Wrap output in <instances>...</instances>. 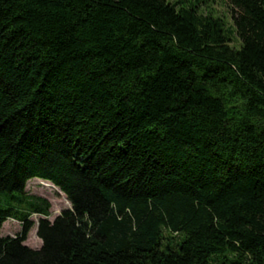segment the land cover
<instances>
[{"label":"trees","instance_id":"16d2710c","mask_svg":"<svg viewBox=\"0 0 264 264\" xmlns=\"http://www.w3.org/2000/svg\"><path fill=\"white\" fill-rule=\"evenodd\" d=\"M209 1L0 0V264H264V0Z\"/></svg>","mask_w":264,"mask_h":264},{"label":"rangeland","instance_id":"374dc122","mask_svg":"<svg viewBox=\"0 0 264 264\" xmlns=\"http://www.w3.org/2000/svg\"><path fill=\"white\" fill-rule=\"evenodd\" d=\"M173 2L175 0H169ZM184 2L190 0H182ZM199 12L203 14H212L214 17L221 18L228 27L232 25L231 8L221 0H210L205 4L199 6ZM238 42L236 36H233V46H237ZM38 178H32L27 181L25 192L30 195L42 197L50 203L48 220L52 221L62 210L69 209L70 204L65 198V195L60 192L58 188H54L51 184L39 182ZM0 205L6 206V203L0 201ZM43 218L41 215L32 214L30 220L33 221V226L30 229L27 239L24 244L31 249L38 250L41 247V240L36 235V227L38 220ZM21 225L15 220L8 219L3 223L1 229L2 236H16L20 231Z\"/></svg>","mask_w":264,"mask_h":264}]
</instances>
